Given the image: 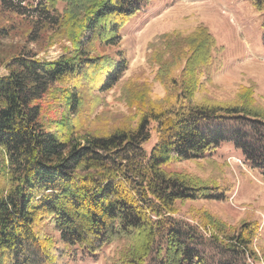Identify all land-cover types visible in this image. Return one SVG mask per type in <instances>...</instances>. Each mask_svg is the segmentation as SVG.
<instances>
[{"label": "trees", "instance_id": "1", "mask_svg": "<svg viewBox=\"0 0 264 264\" xmlns=\"http://www.w3.org/2000/svg\"><path fill=\"white\" fill-rule=\"evenodd\" d=\"M150 1L0 0L1 14L33 19L52 42L68 43L52 61L18 54L0 75V264H69L46 226L91 257L121 243L112 264H264L258 222L232 225L203 209H180L223 201L226 189L168 170L226 144L264 177V98L253 84L225 101L209 93L217 45L203 23L150 44L147 63L164 96L150 83L123 85L136 123L96 135L79 132L71 116L85 102L83 90L106 92L121 80L125 56L119 51L115 60L100 48L117 45ZM243 1L264 18V0ZM45 98L48 109L62 102L60 119L43 112Z\"/></svg>", "mask_w": 264, "mask_h": 264}, {"label": "rangeland", "instance_id": "2", "mask_svg": "<svg viewBox=\"0 0 264 264\" xmlns=\"http://www.w3.org/2000/svg\"><path fill=\"white\" fill-rule=\"evenodd\" d=\"M37 1L27 0L33 4ZM64 7L62 2L57 4L59 11ZM176 18L180 21L172 20ZM33 21L0 13V75L7 73V64L18 54L28 52L36 59L52 61L61 55L62 46L68 45L65 41L52 42L51 31H38L39 26ZM198 23L208 28L217 45L211 69L212 85L207 88L209 93L225 101L241 86L253 84L256 97L264 98V18L260 12L243 0H151L144 10L124 25L117 45L100 48V53L115 60L121 51L128 66L121 80L109 91L93 90L88 94L82 91L85 102L78 113L71 115H77L79 132L104 135L119 126L136 123L139 115L134 107L126 105L123 85L128 82L127 88L134 84L138 89L143 85L148 88L146 85L150 83L152 93L163 97V87L153 81L152 68L147 63L150 44L159 43L160 34L168 35L178 26ZM61 103L58 101L48 109V98H45L42 100L43 112L49 119L58 120L64 111ZM154 142L152 137L144 147L146 151ZM168 170L185 172L226 189L223 201H188L180 209H203L232 225L245 220L256 221L259 224L256 245L264 250V177L244 163L236 149L222 144L211 155L178 162ZM45 229L58 247L65 248L69 264H112L118 258L119 242L108 245L97 256L91 257L75 247L64 245L51 226Z\"/></svg>", "mask_w": 264, "mask_h": 264}]
</instances>
